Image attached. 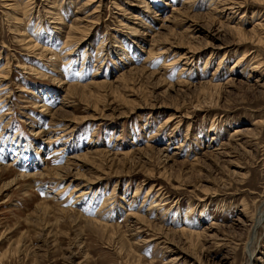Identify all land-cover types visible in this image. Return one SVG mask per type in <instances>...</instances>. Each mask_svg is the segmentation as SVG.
<instances>
[{
    "label": "rangeland",
    "instance_id": "obj_1",
    "mask_svg": "<svg viewBox=\"0 0 264 264\" xmlns=\"http://www.w3.org/2000/svg\"><path fill=\"white\" fill-rule=\"evenodd\" d=\"M233 1L0 0V264H264V0Z\"/></svg>",
    "mask_w": 264,
    "mask_h": 264
},
{
    "label": "bare ground",
    "instance_id": "obj_2",
    "mask_svg": "<svg viewBox=\"0 0 264 264\" xmlns=\"http://www.w3.org/2000/svg\"><path fill=\"white\" fill-rule=\"evenodd\" d=\"M5 1H12V0H5ZM244 1V0H243ZM24 2V1H23ZM229 5H231V6H229V7H227V9L229 8V9H232V10H234L236 7H237V9L236 10H238L242 5H244L242 2H239L238 0H235V1H233L231 4H229ZM238 5V6H237ZM262 37V36H261ZM264 38V37H263ZM32 39V38H31ZM30 43H31V41H30ZM243 59H245V56L243 57ZM243 59L242 58H240V59H238L237 61H236V65H239L240 63H242L243 62ZM221 63V62H220ZM41 132V131H40ZM39 133V132H38ZM104 202H106V201H104ZM108 202V201H107ZM106 204H104L103 203V206H105ZM262 211V210H261ZM260 211V213L257 215V218L255 219V222H254V226L253 227H255V226H258L260 223H261V221H262V219H263V217H264V213L263 212H261ZM251 255H253V253H251ZM249 264H250V262H249Z\"/></svg>",
    "mask_w": 264,
    "mask_h": 264
}]
</instances>
